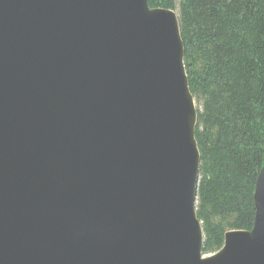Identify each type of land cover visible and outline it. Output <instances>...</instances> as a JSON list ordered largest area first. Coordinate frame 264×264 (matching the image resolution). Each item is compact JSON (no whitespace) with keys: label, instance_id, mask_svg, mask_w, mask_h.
<instances>
[{"label":"water","instance_id":"water-1","mask_svg":"<svg viewBox=\"0 0 264 264\" xmlns=\"http://www.w3.org/2000/svg\"><path fill=\"white\" fill-rule=\"evenodd\" d=\"M183 54L148 0H0V264H264V167L202 253Z\"/></svg>","mask_w":264,"mask_h":264},{"label":"trees","instance_id":"trees-1","mask_svg":"<svg viewBox=\"0 0 264 264\" xmlns=\"http://www.w3.org/2000/svg\"><path fill=\"white\" fill-rule=\"evenodd\" d=\"M177 13L200 153L202 253L251 231L264 167V0H148Z\"/></svg>","mask_w":264,"mask_h":264},{"label":"rangeland","instance_id":"rangeland-1","mask_svg":"<svg viewBox=\"0 0 264 264\" xmlns=\"http://www.w3.org/2000/svg\"><path fill=\"white\" fill-rule=\"evenodd\" d=\"M196 204H197V202H196ZM195 207H196V206H195ZM196 210H197V207H196ZM201 226H202V224H201ZM207 255H212V254H206V256H207Z\"/></svg>","mask_w":264,"mask_h":264}]
</instances>
